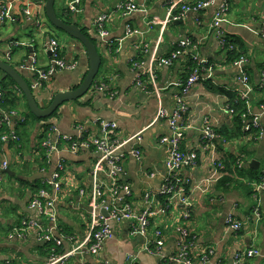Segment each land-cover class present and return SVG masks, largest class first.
<instances>
[{"label":"crops","instance_id":"0c3cea01","mask_svg":"<svg viewBox=\"0 0 264 264\" xmlns=\"http://www.w3.org/2000/svg\"><path fill=\"white\" fill-rule=\"evenodd\" d=\"M119 1L83 0L82 12L75 17L67 16L84 34L94 37L97 44L101 62L91 89L76 100L64 102L48 119L36 122L21 147L11 143L12 139L0 138V167L6 162L9 169L2 173L0 183V264H48V246L39 241L35 229H27L22 236L9 235L23 220H39L36 211L29 207L30 200L40 189L36 191V181L46 187L47 181L58 172L60 162L64 169L57 177L54 235L60 238L57 252L72 253L66 264H130L131 259L133 264H173L168 258L177 254L183 243L188 245L192 264H232L236 255L249 246L257 247L262 256L248 259L246 264H264V189L257 191L253 186L258 183L256 178H264V82L261 75L264 36L259 32L264 27V0H227V22L222 23L221 28L227 41L235 40L241 45L235 49V54L239 55L234 58L210 27L221 0L200 11L187 12L179 20H170L169 15L179 12L183 1L196 0H135L144 3L145 9L128 15L115 10ZM1 3L7 6L9 18L4 22L0 20V56L18 69L29 85L34 81V72L29 68L31 56L36 67L47 68L51 39L57 41L60 58L76 64L72 70L55 72L41 88L33 89L39 104L47 106L54 93L76 88L89 68L87 53L83 45L69 35L56 34L45 15L44 0H0ZM26 9L29 16L25 15ZM63 9L57 12L54 3L59 18L66 17ZM105 14L109 15L104 22L107 44L96 28V19ZM41 24L46 26L43 28ZM182 38L191 41L193 47L189 52L205 59V69L211 70V77L191 88L186 97L188 108L182 115L185 129L181 148L193 150L197 155L196 164L183 168L177 175L188 180L181 185L190 202L188 207L161 194L168 173L167 149L159 139L167 134L168 127L166 120L158 116L161 108L167 112L175 108V94L196 64L189 56L179 57L170 66L159 64L158 59L169 55ZM29 46H33L32 53ZM240 58L245 59L240 66L246 69L252 87L250 109L258 116L261 127L257 135L247 132L237 137L227 101L231 94L241 98L240 92L244 90L237 81ZM256 84L263 89L255 91ZM101 85L105 89L97 90ZM16 94L19 97L16 114L3 124L7 132L15 131L13 120L19 117L18 112H25V100L19 90ZM205 117L211 120L215 131L224 130L234 137L226 140L217 134L213 144L206 146L200 137ZM99 119L113 120L118 125L113 138L117 143L116 153L123 154L119 180L130 187V194L124 200L136 210L147 205L146 195H152L153 202L147 236L133 235L128 220L110 221L111 235L101 251L93 255L84 250L98 223L100 201L95 196V186L99 181L110 182L106 174L108 166L103 163V170H96L100 154L89 148L76 153L67 150L53 153L41 167L37 144L43 124L54 125L62 136L90 138L99 132ZM3 132L0 126V133ZM135 147L141 151L140 159L130 153ZM215 160L223 162L224 167L218 171V179L207 182L205 179L215 171ZM252 161L257 164L253 162L250 166ZM32 176L36 177L32 179ZM104 200L116 206L121 204L118 198L107 194ZM257 202L261 218L255 223L250 217ZM229 215L241 222L240 230L234 231L227 225ZM155 229H160L163 235L158 254L144 249ZM207 249L212 253L209 261L203 263L200 255Z\"/></svg>","mask_w":264,"mask_h":264},{"label":"built area","instance_id":"2783aa9c","mask_svg":"<svg viewBox=\"0 0 264 264\" xmlns=\"http://www.w3.org/2000/svg\"><path fill=\"white\" fill-rule=\"evenodd\" d=\"M82 2L83 0H67L66 12L70 15H78L82 12ZM216 0H196L194 2L183 1L179 6V12L176 14H170V20H179L187 12H197L202 9L207 8L211 4L215 3ZM144 3H138L135 0H120L116 6L115 10L119 11L123 15H128L132 12L141 11L145 8ZM229 9V3L227 0H221L215 13L213 15L210 27L214 30L217 36L221 38V43L223 46L226 44V37L224 36L223 29L221 28L222 23L227 22L225 19V13ZM25 15L29 16V12L26 9ZM9 18L7 6L3 3L0 4V20L4 22ZM109 18V15H101L96 19V28L99 32L101 38H104L106 31L104 30V22ZM262 36H264V27L259 31ZM259 32H257L259 34ZM105 39V38H104ZM109 41L105 40L107 44ZM193 47L191 41L188 38H182L178 41L177 46L172 52L164 57L158 59L160 65L170 66L179 57L189 56L191 60L196 64L190 70L189 75L179 86L177 93L175 94V108L167 112L165 109L161 108L158 111V116L165 119L167 122L168 132L167 134L160 137L159 142L164 145L167 149V156L165 159V166L167 169L168 176L162 185L161 194H164L170 201L177 200L183 203L185 206H190V202L184 195L185 189L182 187V183L188 182L187 179L180 178L178 173L183 168L193 167L196 164V153L193 150L183 151L181 144L184 137L185 125L182 121V115L187 110V100L188 94L197 82L211 77V70L207 71L206 60L198 58L195 54L189 52V49ZM233 49V44L229 43L228 46ZM48 51L50 54V65L47 68H38L35 64V59L31 56L32 64L29 67L34 72V81L30 85L31 89H38L43 86V84L52 76L55 72L61 70H72L75 68V62H66L60 58L57 41L56 39H51L48 44ZM245 63L244 58H240L237 64L240 68V75L237 76V81L243 86L244 90L240 92L242 99L246 101L247 111L241 115L242 118V131L249 132L253 129H259L260 123L259 118L253 115L250 109V104L248 102V94L252 90L249 75L246 69L241 68V64ZM262 80L264 82V71L261 73ZM137 84L140 85V80L137 77ZM97 90H103L105 87L103 85L97 86ZM2 92L0 91V98ZM264 111V107H262ZM15 111H11L9 115L3 117V121H8L10 116L15 115ZM252 114V115H251ZM118 125L113 120H98V134L91 136L90 138H85L79 135L77 138H71L67 136H62L58 133V130L54 125L49 126L46 131V135L41 142V146L45 150L46 159L48 160L53 153H60L62 150H67L71 153H76L80 149L92 148L100 154V157L96 163V170H103V163L108 166L106 174L109 178V183H104L99 181L95 186V196L100 201L99 208H104L108 212V216L105 217L100 209L97 215L98 223L96 228L91 233L87 245L85 246V253L97 255L103 246L104 241L110 237L111 228L110 221L120 222L123 220H128L131 222V233L133 235L147 236L148 226H149V216L151 214L150 205L153 202L152 195H146L145 202L146 206L142 210H136L130 203L126 202L124 199L130 194L129 185L120 182L119 176L123 172L122 157L123 154L116 153L117 143L113 138V133L116 131ZM217 134L215 133L214 127L211 120L208 117L203 119V125L201 128V141L206 144V146L213 144L216 139ZM2 140L12 139L18 140L15 131H11L3 134ZM62 144H65L63 146ZM138 159L141 158V151L139 148H134L130 152ZM215 171L213 175L205 179L209 182L210 180H215L219 178L218 171L223 169L224 164L221 161H214ZM57 171H62L64 169L63 162L58 164ZM8 168L6 162H3L0 167V183L2 180V173ZM56 172L54 177L47 181L46 187L40 188L36 194L32 197L29 202V207L36 211L39 216V220H23L19 225L12 229L10 237L12 236H22L23 233L29 229H35L38 233V239L44 243L49 244V259L48 264H66V261L71 256L70 253L59 254L57 252V245L60 242V238L54 235L57 229L56 213L54 211L55 203V192L59 189V183L57 177L59 173ZM254 188L257 191L264 189V178L258 183H254ZM54 189V192L52 190ZM120 193H123L121 195ZM113 196L121 201L120 205L108 204L105 202V195ZM120 194V195H119ZM188 214V213H187ZM253 217V218H251ZM250 218L257 223L260 218V203L257 202L252 211V216ZM227 225L234 231H238L242 228V224L239 220L229 215L226 219ZM183 235L184 232H183ZM63 238L72 241V237L62 236ZM163 245V235L160 229H155L153 231V238L150 239L144 246V249L150 253L158 254L160 248ZM212 251L210 249L204 250L200 259L203 263L209 261V254ZM262 256L261 251L255 246H249L244 251L240 252L234 258L232 264H246V261L251 258ZM168 262L173 264H192L189 257V249L186 243L181 244L179 252L168 258ZM106 264V263H104ZM130 264H133V259H131Z\"/></svg>","mask_w":264,"mask_h":264},{"label":"water","instance_id":"95a60500","mask_svg":"<svg viewBox=\"0 0 264 264\" xmlns=\"http://www.w3.org/2000/svg\"><path fill=\"white\" fill-rule=\"evenodd\" d=\"M37 1L41 2L42 0ZM54 3L55 0H44V11L49 23L80 42V44L83 45L89 60L87 73L76 88L54 93L50 103L43 107L36 100L33 89H31L30 85L24 79L23 74L0 56V71L3 73V77L8 75L15 82L18 90L24 95L30 112L38 118H47L64 102L76 100L86 94L96 81L95 77L98 74L101 62L97 50V44L94 42V37H88L74 22L66 23L63 19L59 18L55 13ZM65 14L66 16L73 17V15H70L67 12ZM105 40L109 41V39ZM28 50L32 53L33 46H29ZM1 52L2 50L0 49V53ZM248 97L251 99V93L248 94ZM253 162L257 164V161H252L250 166L253 165ZM4 171L9 172V169L7 168ZM35 177L36 176H32V179ZM100 211L105 217L108 216V212L104 208H101Z\"/></svg>","mask_w":264,"mask_h":264},{"label":"trees","instance_id":"16d2710c","mask_svg":"<svg viewBox=\"0 0 264 264\" xmlns=\"http://www.w3.org/2000/svg\"><path fill=\"white\" fill-rule=\"evenodd\" d=\"M61 19H63V21H65L66 23H71L72 22V20L69 21V20L65 19L63 16H61ZM229 43L233 44V46H234L233 49H230L228 47ZM238 46L241 47V45L239 43H236L235 40L226 41L225 47L229 50L228 54L231 55L232 58L237 57L239 55V54H235L236 53L235 49ZM254 89H255V91L260 89L259 85H257V84L254 85ZM262 89H260V90H262ZM17 90H18V88L16 87L15 82L8 75H5L2 79H0V91L2 92V95H1V98H0V108L2 109L0 111V126L4 129V132L0 133V138H1V136L4 133H8L7 132L8 130H5V125H3L4 122H5V121H3V117L5 115H9V113L11 111L16 110L18 108V106H19V97L16 94ZM19 93H21V92L19 91ZM20 95L25 100V102H24L25 112H18L19 113V117L15 118L13 120V122L15 123V128L14 129H15V133H16V135L18 137V140H11V143L19 145L18 147H21L23 145V143L27 141L28 134L31 132V129H32V127L34 126V124L36 122H38L40 120L48 119L57 110L56 109L52 113V115L47 117V118H38L34 114H32L30 112L24 95L22 93ZM248 102H249V104L251 103L250 100H248ZM227 106H228L229 109H231V111L233 113L232 114L233 115V121H234V124L236 125V128H235L236 136L238 137V136L243 135V133H247V132H243L242 129H241L242 128L241 127L242 126L241 115L247 111L245 99H241L239 97V95L238 96H236V95L234 96V95L231 94L229 96L228 101H227ZM48 127H49V124H43L42 125V129L40 131L39 140H38V144H37L38 145V148H37L38 158H37V160L39 162V166H41V167L45 166V164H46L45 150L41 146V142H42V140L44 139V137L46 135V131L48 130ZM216 131H215L216 134H220L226 140L231 139V138L234 137V136L228 135V133L224 132V130H221V132L218 131V130H216ZM250 132H253V135H254V133L256 135L258 134V130L257 129H253ZM23 136H24V139H25L24 141L22 140ZM1 142L2 141L0 140V143ZM225 167H226V163H225ZM227 168H229V165H227ZM260 178L262 179L263 176L256 178L255 182H259ZM38 181L39 180L36 181V183H37L36 191L39 188L45 187L44 184H41ZM260 215H261V211H260ZM251 218H253V217H251ZM49 244L50 243H46V245L48 246V250H49Z\"/></svg>","mask_w":264,"mask_h":264},{"label":"rangeland","instance_id":"374dc122","mask_svg":"<svg viewBox=\"0 0 264 264\" xmlns=\"http://www.w3.org/2000/svg\"><path fill=\"white\" fill-rule=\"evenodd\" d=\"M64 3H65L64 0H56V1H55V8H56V11H57V12H58L59 8H62V7H64V9L66 10V6H67L66 4H67V2L65 3V5H64ZM64 9H63V10H64ZM32 10H33V8H32ZM65 10H64V11H65ZM40 17H41V16H40ZM40 17H39V18H40ZM43 17L45 18L44 15H43ZM64 18L67 19V20H69V21L71 20V19H70L69 17H67V16L64 17ZM40 19L42 20V18H40ZM41 20H40V21H41ZM41 22L43 23V20H42ZM48 23H49V22H48ZM41 25H42L41 27H43V28L46 26L45 24H41ZM50 25H51V24H50ZM51 26H53V25H51ZM41 27H40V28H41ZM53 27H54V26H53ZM54 29L56 30V34H57V35H62V34L65 35V34H66L65 32H63L62 30H60V29H58V28H54Z\"/></svg>","mask_w":264,"mask_h":264},{"label":"bare ground","instance_id":"6f19581e","mask_svg":"<svg viewBox=\"0 0 264 264\" xmlns=\"http://www.w3.org/2000/svg\"><path fill=\"white\" fill-rule=\"evenodd\" d=\"M231 51V50H230ZM232 52V51H231ZM140 86V85H139Z\"/></svg>","mask_w":264,"mask_h":264}]
</instances>
